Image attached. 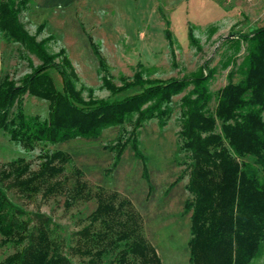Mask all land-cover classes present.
I'll return each instance as SVG.
<instances>
[{
    "label": "trees",
    "instance_id": "1",
    "mask_svg": "<svg viewBox=\"0 0 264 264\" xmlns=\"http://www.w3.org/2000/svg\"><path fill=\"white\" fill-rule=\"evenodd\" d=\"M35 1L0 0V32L23 48L20 57L32 68L20 85L9 74L2 75L0 130L33 152L40 145L97 140L104 131L118 127L121 132L108 146L118 164L129 146L139 155L140 130L151 121L165 126L173 114V98L185 93L180 99L178 136L192 196L185 206L191 214L189 263L253 264L264 248V26L226 40L231 54L223 67L233 68L227 85L217 92L210 89L216 69L208 63L197 72L165 81L147 77L148 70L140 67L133 78H121L118 86L90 38L105 74L102 88L113 100L95 98L92 89L85 99L66 50L52 53L49 43L55 37L38 40L22 23L21 14ZM44 29V24L39 27L40 32ZM168 38L176 65V41ZM189 40L202 52L194 27L189 29ZM243 45L245 55L238 63ZM31 55L39 60L38 66ZM52 70L63 79L61 91ZM136 86L142 91L118 98ZM25 95L47 102L48 117L26 115ZM39 160L36 171L24 159L0 171V236L2 245L17 248L0 264H76L75 257L81 264H163L129 200L100 187L92 190L78 170L69 179L65 173L73 158L63 151L42 150ZM12 195L29 199L60 195L67 208L96 200L97 207L86 217L87 225L66 236L50 215L20 207Z\"/></svg>",
    "mask_w": 264,
    "mask_h": 264
},
{
    "label": "rangeland",
    "instance_id": "2",
    "mask_svg": "<svg viewBox=\"0 0 264 264\" xmlns=\"http://www.w3.org/2000/svg\"><path fill=\"white\" fill-rule=\"evenodd\" d=\"M21 21L38 40L55 37L49 43L52 53L66 50L85 99L92 89L95 98L113 100L109 91L102 88L105 74L90 38L106 59L109 73L118 86L122 84L121 78H133L140 67L148 70L147 77L165 81L197 72L208 63L210 69H216L210 89L217 92L227 85L233 68V65L223 67L231 54L226 40L231 35L246 34L264 26V0L251 3L246 0H36L21 14ZM43 24L45 29L40 32ZM190 27L195 28L202 52L190 44ZM212 27L214 32L210 30ZM168 36L176 41V65L171 59ZM244 50L245 45L238 63L245 55ZM21 51L19 44L8 42L0 32V79L7 73L20 85L21 79L32 72L28 61L20 57ZM31 58L34 66L40 64L35 56ZM50 73L61 91V75L55 70ZM141 91L139 86L126 89L118 98ZM184 94L173 98V114L165 126L151 121L140 130L139 155L129 146L118 164L116 153L108 149L121 132L118 127L104 131L97 140L75 139L55 146L40 145L33 152L13 143L0 130V171L18 159H24L36 171L42 150L63 151L73 158V165L67 167L65 176L73 179L78 170L92 190L100 187L132 203L141 216L146 239L163 264H190L191 214L185 206L192 196L187 189L189 175L183 165V154L179 153L178 136L180 99ZM23 102L26 115L48 117L47 102L28 95L23 97ZM11 197L15 204L30 212L50 215L62 226L66 236L87 225L86 217L97 207L96 200H92L67 208L65 197L60 195L49 199L41 195L33 199ZM16 251L11 244L2 245L0 236V262ZM72 260L82 263L78 257ZM253 264H264V248Z\"/></svg>",
    "mask_w": 264,
    "mask_h": 264
},
{
    "label": "built area",
    "instance_id": "3",
    "mask_svg": "<svg viewBox=\"0 0 264 264\" xmlns=\"http://www.w3.org/2000/svg\"><path fill=\"white\" fill-rule=\"evenodd\" d=\"M227 1H230V0H227ZM246 1L251 3L253 0H246Z\"/></svg>",
    "mask_w": 264,
    "mask_h": 264
},
{
    "label": "crops",
    "instance_id": "4",
    "mask_svg": "<svg viewBox=\"0 0 264 264\" xmlns=\"http://www.w3.org/2000/svg\"><path fill=\"white\" fill-rule=\"evenodd\" d=\"M92 1H94V0H92ZM100 1H102V0H100ZM105 1H107V0H105ZM150 1V0H149ZM152 1V0H151ZM221 14H219V16H220ZM76 70V69H75Z\"/></svg>",
    "mask_w": 264,
    "mask_h": 264
}]
</instances>
